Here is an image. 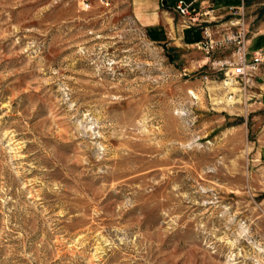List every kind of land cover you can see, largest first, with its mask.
Returning <instances> with one entry per match:
<instances>
[{
    "label": "rangeland",
    "instance_id": "1",
    "mask_svg": "<svg viewBox=\"0 0 264 264\" xmlns=\"http://www.w3.org/2000/svg\"><path fill=\"white\" fill-rule=\"evenodd\" d=\"M134 11L0 0V264H264V85Z\"/></svg>",
    "mask_w": 264,
    "mask_h": 264
},
{
    "label": "built area",
    "instance_id": "2",
    "mask_svg": "<svg viewBox=\"0 0 264 264\" xmlns=\"http://www.w3.org/2000/svg\"><path fill=\"white\" fill-rule=\"evenodd\" d=\"M168 8L176 16L179 27L199 31L195 47L212 53L227 50V56L207 66L212 77L218 78L225 89L226 101H234L235 95L246 101L253 96V88L264 85V53L249 50L251 31L246 0H237V4L228 6L226 14L231 17L222 22L223 16L215 14L218 8L211 1L173 0ZM202 78L208 76L204 74Z\"/></svg>",
    "mask_w": 264,
    "mask_h": 264
},
{
    "label": "crops",
    "instance_id": "3",
    "mask_svg": "<svg viewBox=\"0 0 264 264\" xmlns=\"http://www.w3.org/2000/svg\"><path fill=\"white\" fill-rule=\"evenodd\" d=\"M173 0H133L135 17L140 24L154 34L153 40L163 44L167 40L176 51L187 47H193L200 36L195 28H181L178 25L176 16L169 10L168 5ZM211 1L218 10H225L230 5L237 4V0H205ZM249 4L250 0H246ZM216 10V11H218ZM256 15H254L255 17ZM249 41V50H261L264 53V13H260L254 19ZM204 61V60H200Z\"/></svg>",
    "mask_w": 264,
    "mask_h": 264
}]
</instances>
